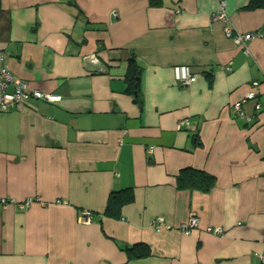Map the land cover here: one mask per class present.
Here are the masks:
<instances>
[{
    "label": "crops",
    "instance_id": "obj_1",
    "mask_svg": "<svg viewBox=\"0 0 264 264\" xmlns=\"http://www.w3.org/2000/svg\"><path fill=\"white\" fill-rule=\"evenodd\" d=\"M250 1L225 0L226 26L264 35V10H247ZM217 9V0L158 9L146 0H0L7 66L61 97L0 115V264H264V112L248 124L233 110L254 82L264 104V39L235 44L212 22ZM132 55L142 107L125 93ZM179 66L194 84L178 86ZM188 169L215 176V188L179 191ZM125 189L134 201L109 218L111 194ZM29 198L41 201L28 211L1 205ZM192 216L201 224L187 236ZM139 245L149 257L129 261L125 248Z\"/></svg>",
    "mask_w": 264,
    "mask_h": 264
},
{
    "label": "built area",
    "instance_id": "obj_2",
    "mask_svg": "<svg viewBox=\"0 0 264 264\" xmlns=\"http://www.w3.org/2000/svg\"><path fill=\"white\" fill-rule=\"evenodd\" d=\"M217 1L218 9L213 15L212 22L214 24H222L225 26V36L227 38L232 39L234 43L239 46L244 45L247 41L254 39H264V35L262 33L241 34L236 32L234 28L228 25L226 26L229 19L227 11L228 5L225 0ZM93 62L94 65L100 66V68L102 67L100 62H97L96 59ZM174 74L176 81L181 88H187L196 82V78L192 75L191 70L188 67H175ZM260 95L261 84L259 82H254L252 84L251 91L247 94L246 100L237 103L234 106L233 110L236 117L246 121L248 124L258 119L261 111L264 109L262 103L260 102ZM29 99H35L37 101L48 103H59L61 101L60 96L34 90L27 82L21 79H16L6 64L4 54L0 51V115L18 108ZM246 104H252V113H248L245 110ZM39 201L41 200H37V198H29L23 202H16L13 200L10 203L7 200H2L1 205L4 208L8 207L9 205H13L20 210L28 211L33 206V204H36ZM162 223L163 220H157V222H155L159 231L163 226ZM200 224V219L196 216H192L188 220L187 224L182 226L183 233L189 236L193 230L199 228ZM207 232L210 234L223 235L224 230L222 228H208ZM262 259L264 261V257H262Z\"/></svg>",
    "mask_w": 264,
    "mask_h": 264
},
{
    "label": "trees",
    "instance_id": "obj_3",
    "mask_svg": "<svg viewBox=\"0 0 264 264\" xmlns=\"http://www.w3.org/2000/svg\"><path fill=\"white\" fill-rule=\"evenodd\" d=\"M153 9L162 8L165 0H146ZM247 10H264V0H251ZM129 61V69L126 75L125 93L133 98L135 104L140 107L143 106L144 96L141 91V74L143 72L142 67L139 66L136 56L132 55ZM95 73H101L102 71H94ZM263 107L264 104L261 101ZM264 112L261 111V113ZM194 145H201L199 136H194ZM177 188L179 191H199L202 193H210L216 186V178L213 175L207 174L202 171L193 169L183 170L178 177ZM134 201L133 189H125L121 192L112 193L105 215L109 218H121V212L125 205H129ZM125 252L128 255L129 261L141 260L149 257L150 251L147 246L139 245L133 247H126Z\"/></svg>",
    "mask_w": 264,
    "mask_h": 264
},
{
    "label": "rangeland",
    "instance_id": "obj_4",
    "mask_svg": "<svg viewBox=\"0 0 264 264\" xmlns=\"http://www.w3.org/2000/svg\"><path fill=\"white\" fill-rule=\"evenodd\" d=\"M227 9H228V6H227ZM178 84V83H177ZM179 86V85H178ZM180 87V86H179Z\"/></svg>",
    "mask_w": 264,
    "mask_h": 264
}]
</instances>
